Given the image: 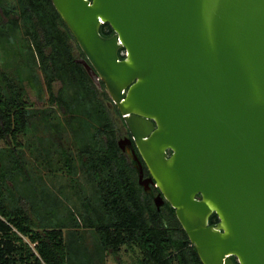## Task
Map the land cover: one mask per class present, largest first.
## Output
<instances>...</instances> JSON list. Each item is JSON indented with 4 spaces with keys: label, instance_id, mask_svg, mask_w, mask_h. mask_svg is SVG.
Segmentation results:
<instances>
[{
    "label": "water",
    "instance_id": "water-1",
    "mask_svg": "<svg viewBox=\"0 0 264 264\" xmlns=\"http://www.w3.org/2000/svg\"><path fill=\"white\" fill-rule=\"evenodd\" d=\"M50 1L156 209L170 205L201 264H264V0Z\"/></svg>",
    "mask_w": 264,
    "mask_h": 264
},
{
    "label": "trees",
    "instance_id": "trees-1",
    "mask_svg": "<svg viewBox=\"0 0 264 264\" xmlns=\"http://www.w3.org/2000/svg\"><path fill=\"white\" fill-rule=\"evenodd\" d=\"M99 33L113 34L107 24ZM0 46L12 49L13 57L29 58L26 76L25 67L13 75L6 62L0 66V264H104L105 256L125 264L122 252L132 264H201L174 210L165 201L157 210L158 190L138 185L136 165L117 145L119 113L75 62V51L83 54L51 1L0 0ZM40 78L48 104L32 109L25 87L42 100ZM54 83L60 85L56 91ZM31 128L36 141L17 143ZM45 133L51 141H43ZM41 171L69 178L80 195L77 212L31 213L26 190ZM53 218V225L45 224ZM208 223H218L215 214ZM85 231L92 235V253L84 245Z\"/></svg>",
    "mask_w": 264,
    "mask_h": 264
},
{
    "label": "rangeland",
    "instance_id": "rangeland-1",
    "mask_svg": "<svg viewBox=\"0 0 264 264\" xmlns=\"http://www.w3.org/2000/svg\"><path fill=\"white\" fill-rule=\"evenodd\" d=\"M22 52L28 53L27 49H22ZM13 50H2V47L0 46V66L6 62V68L9 73L16 75L17 72L21 71L23 67H25L23 71H25L23 74L26 76L27 73V65L29 63V58L27 56L20 57L21 59H18L17 57H13ZM121 55H124V52L122 51L120 53ZM75 55L78 58H81L77 51H75ZM41 79V78H40ZM43 90H42V100H38L35 94L28 88L26 89V96L25 100L27 102V105L32 109H42L44 107H47L48 104V96L47 92L45 90V87L43 86V81H40ZM60 87L59 83L53 84V90L56 91ZM109 103H107L108 105ZM4 143L0 142V147L3 146ZM56 160H58V156L56 157ZM58 175V174H57ZM82 180V179H81ZM32 186V187H31ZM72 184L69 178H63L61 176H52L47 175L46 172L41 171L39 174V177H35L33 179V184L29 185V187L26 190L27 194V204L30 206L31 213H35L43 216V213H65L66 209L68 211L72 210L74 212H77L76 210L80 209V204L77 205L76 198H73V195L76 194L74 191V188H71ZM34 187V188H33ZM83 187H85L83 185ZM57 201V202H56ZM46 222V225H53L56 221L55 219L47 220L44 219ZM62 223H64L65 220L62 219ZM84 236V245L87 246L89 251L92 253L93 248V239L92 235L89 231L83 232ZM24 243H28L27 239L23 238ZM29 246L33 249V245L29 244ZM121 259L125 264H132L133 260L131 259V256L125 254L124 252L121 253ZM94 264H97L96 260H94ZM104 264H114L113 260L110 256H105L104 258Z\"/></svg>",
    "mask_w": 264,
    "mask_h": 264
},
{
    "label": "flooded vegetation",
    "instance_id": "flooded-vegetation-1",
    "mask_svg": "<svg viewBox=\"0 0 264 264\" xmlns=\"http://www.w3.org/2000/svg\"><path fill=\"white\" fill-rule=\"evenodd\" d=\"M83 58V57H82ZM79 59V58H78ZM102 86V84H101ZM104 90V91H103ZM101 93H106L105 89L101 88L99 90ZM107 94V93H106ZM108 107L109 109L112 111L113 110V105L111 103L108 104ZM115 108V107H114ZM116 109V108H115ZM117 110V109H116ZM118 112V111H117ZM119 113V112H118ZM120 116V115H119ZM121 119V118H120ZM128 139H131L130 138V135L128 133V131L126 130L125 126L123 125V122L121 120V124L119 125L118 127V130H117V142H120L121 143V153L128 159L129 163H134L132 161V151H134V153L136 154L137 158L141 161L138 153H137V150L135 149V146L133 145V143L131 145H129L127 143V140ZM142 162V161H141ZM143 163V162H142ZM135 164V163H134ZM144 165V164H143ZM144 178H147L146 176L143 175ZM154 188L152 186H150V190ZM155 189V188H154ZM157 195V194H156ZM155 195V196H156Z\"/></svg>",
    "mask_w": 264,
    "mask_h": 264
},
{
    "label": "crops",
    "instance_id": "crops-1",
    "mask_svg": "<svg viewBox=\"0 0 264 264\" xmlns=\"http://www.w3.org/2000/svg\"><path fill=\"white\" fill-rule=\"evenodd\" d=\"M41 81H42V79H40ZM43 134H44V132H43ZM47 133H45V136H43L42 137V139H43V141H51V138L49 137V135H46ZM24 140H27L30 144H33L35 141H36V137L34 136V134H33V130H32V128H31V134L30 135H27L25 138H22V137H19L18 138V142L17 143H19V142H21V143H23L24 142ZM54 142H57V144H58V140H54ZM0 148H5V144L3 145V146H1ZM24 150V157L26 158V160H28V161H32L33 160V154H31L30 152H28L27 150H25V149H23ZM35 156H37L36 154H35ZM63 178H66L67 176H62ZM75 192H76V190H75ZM79 192H81V191H79ZM77 196H80V195H78V194H74L73 195V198H76ZM80 204V202H78L77 203V205H79ZM80 206H81V204H80Z\"/></svg>",
    "mask_w": 264,
    "mask_h": 264
},
{
    "label": "bare ground",
    "instance_id": "bare-ground-1",
    "mask_svg": "<svg viewBox=\"0 0 264 264\" xmlns=\"http://www.w3.org/2000/svg\"><path fill=\"white\" fill-rule=\"evenodd\" d=\"M86 73V72H85Z\"/></svg>",
    "mask_w": 264,
    "mask_h": 264
}]
</instances>
